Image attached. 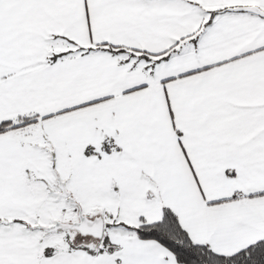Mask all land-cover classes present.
Instances as JSON below:
<instances>
[{
  "label": "snow or ice",
  "instance_id": "6c2138e0",
  "mask_svg": "<svg viewBox=\"0 0 264 264\" xmlns=\"http://www.w3.org/2000/svg\"><path fill=\"white\" fill-rule=\"evenodd\" d=\"M0 264H264V0H0Z\"/></svg>",
  "mask_w": 264,
  "mask_h": 264
}]
</instances>
